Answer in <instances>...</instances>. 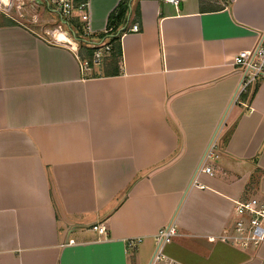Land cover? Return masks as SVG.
I'll return each mask as SVG.
<instances>
[{
  "label": "crops",
  "instance_id": "crops-1",
  "mask_svg": "<svg viewBox=\"0 0 264 264\" xmlns=\"http://www.w3.org/2000/svg\"><path fill=\"white\" fill-rule=\"evenodd\" d=\"M119 1L89 0L82 57L107 43ZM4 21L0 264H264V242L219 239L234 200L264 203V78L240 93L233 67L264 31V0H130L122 61L108 51L90 70L46 25Z\"/></svg>",
  "mask_w": 264,
  "mask_h": 264
},
{
  "label": "built area",
  "instance_id": "built-area-1",
  "mask_svg": "<svg viewBox=\"0 0 264 264\" xmlns=\"http://www.w3.org/2000/svg\"><path fill=\"white\" fill-rule=\"evenodd\" d=\"M166 1L178 5L180 0ZM27 7L31 9L32 13L26 11ZM39 7H44L50 13L57 15L56 20L53 18L48 20L49 24L54 27H45L42 30L49 43L72 48L83 70H90L91 65L102 63L110 48L107 43H93L92 46L95 47V50L90 60L85 56L82 57L79 53L80 41L84 42V36L93 33L90 14L88 13L89 0H0V12L20 24L24 20H30V22L37 24L40 18L35 11ZM77 22H81L82 25L79 26ZM140 29L141 26L136 21L129 28H126L125 32H138ZM233 67L242 73L239 86L240 93L264 78V31L261 32L254 47L240 50L236 54ZM216 147L215 142L210 143L205 152L203 164L216 157ZM201 170L213 174L210 166L205 165ZM233 211L235 216L233 227L225 229L219 239L242 247H255L264 242V203L256 197L236 199L234 200ZM91 228L99 234L107 233V227L104 223L94 224ZM175 235H177V229L173 221L158 230L156 234L158 247L154 260L161 261L163 259L164 255L160 246L169 242Z\"/></svg>",
  "mask_w": 264,
  "mask_h": 264
},
{
  "label": "trees",
  "instance_id": "trees-1",
  "mask_svg": "<svg viewBox=\"0 0 264 264\" xmlns=\"http://www.w3.org/2000/svg\"><path fill=\"white\" fill-rule=\"evenodd\" d=\"M130 10V0H120L118 5L110 13L107 21V33L101 34L100 37L109 35L107 44L110 45V59L112 64L119 65L122 61V49L120 43V34H117L120 26L126 22L127 16ZM5 20V21H4ZM0 21L16 23L15 20L5 16L3 13H0ZM79 24V22H77ZM80 26V25H79ZM95 47L88 49L86 53V58L89 60L92 58Z\"/></svg>",
  "mask_w": 264,
  "mask_h": 264
},
{
  "label": "rangeland",
  "instance_id": "rangeland-1",
  "mask_svg": "<svg viewBox=\"0 0 264 264\" xmlns=\"http://www.w3.org/2000/svg\"><path fill=\"white\" fill-rule=\"evenodd\" d=\"M26 11L28 13H32V11L29 7L26 8ZM35 12L39 14V18H40V20L38 22L39 25H41V24L46 25V27H49V28L54 27L51 24H49L48 19L53 18L54 20H56V18H57L56 13H50V11H48L44 7H39Z\"/></svg>",
  "mask_w": 264,
  "mask_h": 264
},
{
  "label": "bare ground",
  "instance_id": "bare-ground-1",
  "mask_svg": "<svg viewBox=\"0 0 264 264\" xmlns=\"http://www.w3.org/2000/svg\"><path fill=\"white\" fill-rule=\"evenodd\" d=\"M62 36H64V35L62 34Z\"/></svg>",
  "mask_w": 264,
  "mask_h": 264
}]
</instances>
